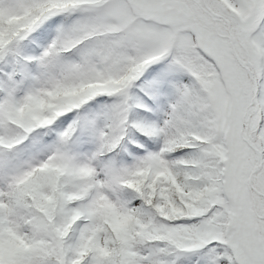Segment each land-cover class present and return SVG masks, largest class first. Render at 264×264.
Returning a JSON list of instances; mask_svg holds the SVG:
<instances>
[{"label":"snow or ice","instance_id":"snow-or-ice-1","mask_svg":"<svg viewBox=\"0 0 264 264\" xmlns=\"http://www.w3.org/2000/svg\"><path fill=\"white\" fill-rule=\"evenodd\" d=\"M0 264H264V0H0Z\"/></svg>","mask_w":264,"mask_h":264}]
</instances>
